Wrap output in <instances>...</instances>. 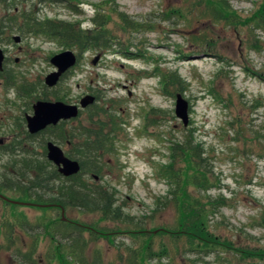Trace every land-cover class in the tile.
I'll use <instances>...</instances> for the list:
<instances>
[{"label":"rangeland","instance_id":"1","mask_svg":"<svg viewBox=\"0 0 264 264\" xmlns=\"http://www.w3.org/2000/svg\"><path fill=\"white\" fill-rule=\"evenodd\" d=\"M14 1L17 7L12 8L17 13L12 5L0 6V49L6 55L5 70L0 73V139L4 145H10L14 137H24L25 117L33 115L38 100L74 104L94 95L93 108L36 141L38 155L43 154L38 146L42 139L56 142L66 154H77L84 138L80 134L102 128L109 151H102L97 179L85 175L84 180L115 189L124 214L156 232L178 226L176 208L164 206L173 187L168 173L171 147L192 134L209 172L203 183L207 190H190L202 204L209 196L219 202L217 213L209 215L211 230L237 246L264 248V29L260 27L264 26L260 22L264 0ZM210 1L229 8L234 23L217 22ZM256 13L259 17L253 18ZM22 15L33 18L35 23L29 25L63 20L92 32L97 31L92 20L98 15L106 22L102 30L107 32L108 37L103 36L108 48L82 54L72 49L80 56L78 64L57 87L48 88L45 78L55 70L50 59L69 49L46 34L29 33ZM14 36H20L21 42L15 43ZM173 72L185 82V91L175 85L165 89L171 82L165 78ZM177 94L190 104L188 127L175 114ZM64 132L68 139L62 142L57 138ZM72 134L80 141H72ZM17 157L0 155V174L16 172ZM183 166L178 161L173 170ZM3 180L0 177V183ZM0 193L30 201L15 191L0 188ZM61 216L59 209L12 205L0 198V264H15L5 245L11 234L8 224L25 217L34 222ZM65 217L102 232L93 247L102 249L110 261L120 262L123 256L126 262L127 248L139 241L122 233L127 225L107 221L100 214L70 208ZM15 227L17 243L24 241L22 246H26L28 235ZM107 233L116 234L115 239L105 238ZM85 237L91 238L90 231ZM162 241L176 252L170 237H158L156 247ZM48 245L44 239L41 252ZM177 250L178 264H191L192 259L195 264H221L214 254L198 258L188 253L183 243Z\"/></svg>","mask_w":264,"mask_h":264},{"label":"trees","instance_id":"2","mask_svg":"<svg viewBox=\"0 0 264 264\" xmlns=\"http://www.w3.org/2000/svg\"><path fill=\"white\" fill-rule=\"evenodd\" d=\"M208 3L210 9L215 11L213 17L217 22L234 23V14L229 8L223 5H220L221 8H219L213 1ZM3 4L12 5L11 8L17 5L14 0H0V6ZM12 9L17 13L16 8ZM123 16L125 15L121 17ZM22 17L28 23L27 31L29 33L46 34L48 39L58 42L64 49H77L79 54H82L92 48H108L107 32L102 30L106 22L99 20L98 15L92 20V23L98 26L95 32L82 29L79 25L63 20H47L40 22L38 26L36 24L29 25L35 23L31 20L33 18L28 15H22ZM257 17L259 14L256 13L253 18ZM13 20H17V18L14 17ZM260 22L264 23V20ZM260 27L264 29V26ZM104 34L106 37L103 36ZM78 57L80 58L79 55ZM165 79L168 82L171 81L168 85L165 84V89L169 85H175L181 92L187 89L185 82L176 72L170 73ZM65 124L66 122H62L56 127H50L39 135H31L26 131L23 138L14 137V141L10 145L0 146L1 156L4 157L6 154L11 157L18 156L13 163L14 168L17 169L16 172L10 173L8 176L0 174V177L4 178L0 183V188L7 192L15 191L27 197L32 203L48 205L40 208H55L60 211L62 208L65 211L71 208L78 209L83 213L100 214L107 221L127 225L128 227L122 233L129 234L139 241L135 247L127 248L130 256L126 262L123 260V256L119 258L120 262H114L107 260L102 249L93 247V244L101 238L102 232L71 221L69 218L65 217L64 219L62 216L59 219L47 218L34 222L25 217L18 219L15 224H8L11 234L8 235L5 245L7 251H11L15 264H178L177 255L179 252L177 248L180 243H183L184 249L188 253L198 258L202 257L200 256L202 254L216 255L221 264H223L222 262L226 264H236L237 262L264 264V248L250 249L237 246L211 230L209 215L212 211L213 215L217 213L215 204L219 202L218 199L213 202L209 196L205 198L207 200L205 204H202V201L190 190L191 188L199 189V187L207 190V186L203 183L207 182V173L209 172L208 168L203 166L205 162L203 151L192 134L185 136L181 142H174L171 147L172 163L168 173L172 178L173 187L170 191L171 198L166 200L164 206L173 204L172 206L176 208L180 215L178 226L149 232L141 222H135L131 216L124 214L123 207L118 205L115 189L106 188L96 183L88 184L84 180L85 175L96 179L102 171V151H109L102 128L91 132L84 129L86 131L80 134L84 138L79 145L77 154L72 152L67 154L80 161L82 171L78 175L65 178L58 172L57 167L47 159L45 139H42V142L38 144L43 149V154L38 155L35 150L36 141L49 131L55 132ZM65 138L68 139V136L64 132V135L57 139L63 142ZM70 138L72 141L73 139L80 141L74 134L70 135ZM178 161H182L185 167H180V170L175 172L173 169ZM15 226L28 235L29 243L26 246H22L24 241L20 244L17 243L14 235ZM89 231L91 238L87 239L85 234ZM113 235L116 234L107 233L104 237L115 239ZM164 236L170 237L174 242L175 253L163 241L160 246L156 247V239ZM44 239L49 245L45 252H41V244ZM195 261L190 260L191 264H195Z\"/></svg>","mask_w":264,"mask_h":264},{"label":"water","instance_id":"3","mask_svg":"<svg viewBox=\"0 0 264 264\" xmlns=\"http://www.w3.org/2000/svg\"><path fill=\"white\" fill-rule=\"evenodd\" d=\"M15 43L21 42L20 36H14ZM6 55L0 49V71L4 70ZM99 60V56L93 61L94 64ZM55 70L45 78V85L55 88L59 85L62 78L78 64V55L73 50H66L54 55L50 59ZM97 101L96 96L88 94L79 103L69 104L64 101L39 100L33 105V115H26L27 129L31 135L39 134L51 126H57L61 122L71 121L79 118L81 112L93 106ZM176 116L182 121L185 127L190 124V104L182 94L176 96ZM47 159L57 167L58 172L65 178H70L81 173V163L70 158L62 147L53 141L46 145ZM0 198L15 205H26L30 207H44L32 202L13 200L0 193ZM62 217L65 219V209L62 208Z\"/></svg>","mask_w":264,"mask_h":264},{"label":"flooded vegetation","instance_id":"4","mask_svg":"<svg viewBox=\"0 0 264 264\" xmlns=\"http://www.w3.org/2000/svg\"><path fill=\"white\" fill-rule=\"evenodd\" d=\"M4 70H5V66H4ZM4 70L3 71H0V72H4ZM25 120H26V117H25ZM26 122H27V120H26ZM0 128H1V126H0ZM26 129H27V125H26ZM27 132H28V129L26 130ZM29 133V132H28ZM40 133H42V132H40ZM39 133V134H40ZM30 134V133H29ZM39 134H36V135H39ZM0 135H1V133H0ZM46 140V139H45ZM50 140H46V145H47V143L49 142ZM4 142H5V140L4 139H0V146H6L7 144H5L4 145ZM5 156H7V154L5 155Z\"/></svg>","mask_w":264,"mask_h":264}]
</instances>
